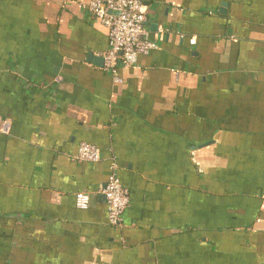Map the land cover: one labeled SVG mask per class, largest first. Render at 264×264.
Returning <instances> with one entry per match:
<instances>
[{
    "label": "crops",
    "instance_id": "obj_1",
    "mask_svg": "<svg viewBox=\"0 0 264 264\" xmlns=\"http://www.w3.org/2000/svg\"><path fill=\"white\" fill-rule=\"evenodd\" d=\"M140 1L161 39L117 83L89 0H0V264H264V0Z\"/></svg>",
    "mask_w": 264,
    "mask_h": 264
},
{
    "label": "built area",
    "instance_id": "obj_2",
    "mask_svg": "<svg viewBox=\"0 0 264 264\" xmlns=\"http://www.w3.org/2000/svg\"><path fill=\"white\" fill-rule=\"evenodd\" d=\"M82 8L107 29L108 48L100 57L104 70L108 71L117 83L120 82L118 66H135L140 56H146L157 49L162 30L153 38L150 36L146 28V7L140 0H89ZM194 43L192 38L190 44ZM9 127L10 121L0 120V133H6ZM74 158L78 162L97 163L101 156L95 146L83 142ZM100 193L105 200L108 224L119 225L122 213L129 205V193L117 178L114 164L110 167V174ZM89 203L88 193L75 194V206L78 209H87Z\"/></svg>",
    "mask_w": 264,
    "mask_h": 264
},
{
    "label": "water",
    "instance_id": "obj_3",
    "mask_svg": "<svg viewBox=\"0 0 264 264\" xmlns=\"http://www.w3.org/2000/svg\"><path fill=\"white\" fill-rule=\"evenodd\" d=\"M100 60L102 61V59H100ZM104 186H105V184L103 185V187H104ZM103 187H102V188H103Z\"/></svg>",
    "mask_w": 264,
    "mask_h": 264
}]
</instances>
